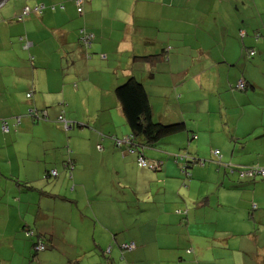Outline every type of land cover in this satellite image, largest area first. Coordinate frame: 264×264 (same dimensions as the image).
<instances>
[{"label":"crops","instance_id":"obj_1","mask_svg":"<svg viewBox=\"0 0 264 264\" xmlns=\"http://www.w3.org/2000/svg\"><path fill=\"white\" fill-rule=\"evenodd\" d=\"M39 3L45 6L41 14L30 13L21 21L14 20L23 7ZM60 4L63 8L58 7ZM50 5L57 6L51 10ZM252 10L259 18L254 24L246 18ZM81 28L94 35L89 48L79 41ZM241 30L243 37L239 35ZM247 32L253 42H258L257 49L263 52L264 0H84L81 13L74 0H21L15 9L1 6L0 252L6 249L3 245L8 241L15 252L18 244L24 252V226L51 234L52 246L56 245L54 238L60 225L55 223L58 219L55 209L62 206L57 202L71 204L77 197L69 198L54 189L64 186L72 195L78 187H84L83 159L91 152L114 156L112 172L117 177L121 171L124 177H135L132 173L136 167L135 154L116 147L111 139V136L122 138L130 133L114 92L128 76H134L144 85L157 121L181 120L187 126L189 118L181 107L188 99H195L198 108H204L207 114L215 110L213 113L221 115L220 122L224 118V125L233 129L228 141L245 140L238 154L247 156L242 165L259 164L264 168V88L251 77L245 78L246 72L239 74L232 68L240 62L241 55H247ZM24 41L30 42L27 48ZM161 52L164 56L154 64L135 58ZM239 80L244 81L245 91L236 88ZM31 109H45L48 120L34 121L28 115ZM198 112L205 114L200 109ZM60 114L73 123L72 129L65 131L56 121ZM16 117H20L19 125L14 122ZM2 119L8 121V132L1 130ZM207 123L210 124L208 118ZM191 129L194 128L191 126ZM203 129L195 118L196 138L198 133L203 134ZM207 130L212 138H217L210 126ZM256 134H260L259 137ZM185 138H189L187 133ZM222 138L225 137L221 135ZM251 140L253 142L248 143ZM173 142L174 145L163 148L177 152L183 137H175ZM224 144V154L233 157L236 145L227 141ZM163 153L147 154V157L162 160L166 176L178 177L173 154ZM66 159L72 160V169L64 166ZM196 167L192 169L193 175ZM51 169L57 171L55 180L44 178ZM106 171H111L110 166ZM226 174L224 168L217 169V179L222 180L223 186L232 184ZM236 178L235 174L232 179ZM131 180L119 182L134 185L135 178ZM244 181L243 187L238 185L232 191L236 196L229 205L233 214L225 215L226 225L216 231L218 238L213 234L216 241L209 247L211 251L222 252L224 258L219 260L226 259L229 264H258L255 259H249L247 253L255 251L259 260V253L264 249V179ZM70 184L74 185L69 188ZM211 199L206 206L195 200V208L187 210V221L199 224L200 209L219 211L223 206L219 196L216 194L215 200ZM167 205H163L165 214L170 212ZM95 229L96 224L89 238L84 237L87 231L82 239L74 240L76 246L80 243L86 251L100 253L102 257L106 247L110 255L125 250L129 241L124 237L114 239L98 230L100 238L96 239ZM199 235V230H195V236ZM162 236L172 235L164 233ZM188 236L193 242V237ZM62 237L65 242L63 233ZM180 240L176 238L175 246L159 244L163 262L177 264L190 260L200 264L205 260L206 251L202 247L192 243L193 249L183 251ZM141 251L137 245L127 250L124 253L127 263L135 264L138 259L135 255ZM171 251H177L175 258L167 254ZM191 253L192 258L188 256ZM0 261L6 263L4 259ZM19 261L23 264L24 257ZM99 263L102 264L100 260Z\"/></svg>","mask_w":264,"mask_h":264},{"label":"rangeland","instance_id":"obj_2","mask_svg":"<svg viewBox=\"0 0 264 264\" xmlns=\"http://www.w3.org/2000/svg\"><path fill=\"white\" fill-rule=\"evenodd\" d=\"M20 1L21 0H6L1 6L15 9ZM28 6L32 7V5ZM253 11L254 10L249 12L248 17H246L251 24H254L256 20L259 21V18ZM253 30L256 29L254 28ZM247 34L246 46L253 48L256 54L252 58L247 57V55H241L240 62L233 65L232 68L239 74H244L246 72L248 75L245 74V78L250 79L249 77H251L264 88V45L263 52H261L260 49H257L258 42H253L254 39L251 38V34H249V32H247ZM185 62H182L184 67H186ZM249 91L250 90H248V92ZM239 92L243 93L242 91ZM150 94L152 95V93ZM153 98H155L154 100L157 99L155 95ZM170 107L176 109L175 105L170 104ZM181 109H183L185 116L189 118L187 122L188 128L195 134L196 118V122L204 128L203 134L200 135L198 133L199 136L196 139L190 140L189 143L187 138H185L186 132L175 134L163 138L154 147L146 148L144 151L146 152V156L147 154H165L163 152L168 154L188 152L190 155L193 154L192 156L204 161L203 164L194 165L188 170V174L182 173L179 166L176 165L178 177L174 178L166 176L164 172L165 168L162 166L159 170L140 167L135 158L136 167L132 169V173L135 174V177L134 175H126L127 177H124L123 171H121L117 177L116 174L112 172L113 163L115 161L114 156L106 153L100 154L91 152L88 154L87 158L83 159L85 164L84 171L81 172V175L84 180V187H78L77 192L72 193V195L65 190L64 186L60 189L58 187L54 189V192L58 193L59 190L60 194H64L69 198L71 196L72 198L77 197L76 201L71 204L60 201L57 202L58 204H62V206H56L55 209V217L57 216L58 218L55 220V223L60 225L54 238L56 245H54L53 248L38 251L35 255V253H30V241L23 236V240L26 241V249L24 252L20 248V244L17 246L18 251L15 252V249L10 246V241H8L3 245V247L6 245V249H2L0 252V260H6L5 264H20L19 259L23 256V264H100L99 260L102 264H110L108 262L109 259H111V264H128V260L124 257V253L127 250H120L118 253L110 255L106 247L104 257H102L100 253L86 251V247H82L80 243L76 246L74 240L77 241V238L82 239L83 234L85 232L87 233V231L88 235L84 237L89 238L92 226L96 224L97 229L93 231L95 232L94 236L96 239L100 238V232L98 233V230H103L107 232L111 238L117 239L118 237H124L126 241H129L128 243L134 241L137 246L142 248V251L135 255V258H138L135 264H176L173 262H163V260H165L162 257L164 254L158 249V246L160 243H162V245L169 244L175 246L177 237L181 238L179 243L184 246L182 249L183 251L185 248L193 249L192 243H194L195 246L202 247V249L206 251L205 260L200 264L231 263L226 259L222 261L219 260L224 258L222 252H217V250L211 251L209 249L210 245L214 244V241H216L215 237H219L216 231H218L222 225H226L227 220L225 215L233 214V210L229 205L232 199L236 197L235 194L232 193L234 189H229L227 185L223 186L221 184L222 180L217 179V165L214 160L218 157L214 156L213 152L218 150L219 153H221L220 161L223 163L242 165V163L247 161V156H239L238 154L240 150H242L245 140L237 139L236 143L228 141L233 129H228L227 125H224V118L220 122L221 115H219V113H213L216 112L215 110H210L211 113L207 114L204 108H198L195 99H188L185 101ZM198 109L204 111L205 114L199 113ZM207 118L210 124L207 123ZM191 126L194 129H191ZM208 126L214 130L213 133L217 135V138L211 137L207 130ZM189 134L191 135L192 132H189ZM260 134H256V137H259L258 135ZM221 135L225 138L221 139ZM179 136L183 137V144L181 145L182 147L176 149L177 152L167 151L163 148L165 145H174V138ZM226 141L229 142V144L234 143L236 145V150H234L235 156L233 155V157H231L229 156L230 154L227 156L224 154V150L226 149L224 143ZM250 142H253V140L248 143ZM248 146L250 145L248 144ZM147 158L153 159V157L150 156ZM233 158L236 159V161L241 160V162L238 163L237 161L236 163ZM106 164L110 166V172L106 171L108 167L105 166ZM195 166L197 167L193 175L192 169ZM258 166L261 165L258 164ZM67 175L69 176L68 173ZM225 176L228 181L234 180L232 179L234 175H231L233 177ZM131 178H135L134 185L119 182L120 180L121 182H126V180L133 181ZM52 179L55 180L57 178L53 177ZM245 179L247 178H244V180ZM71 185L73 186L74 184H70L69 188ZM216 194L219 196V201L223 204V206L221 205L219 208V211L215 209L213 211L209 209H200L197 214L199 224H193L190 220L187 221V210L195 208L196 201L206 206L208 199L212 198L215 200ZM204 198H206V200H203ZM164 203H167V206L170 208L168 214L162 211ZM180 212L182 213L180 214ZM80 213L87 215L88 218H82ZM233 218L234 220L237 219L235 216H233ZM216 221L217 224H215ZM195 230H199V236H195ZM62 233L65 242L61 239L63 238ZM164 233H170L172 236H162ZM214 233H216L215 237L213 235ZM111 234L113 236H111ZM188 234L193 237V242L189 241ZM262 238L264 242V230ZM9 239L10 238H8V240ZM17 240L20 242L19 239ZM123 245L124 243H121V246ZM175 253H177V251H171L167 254H173L175 258V256H177ZM259 255V260H257V254L256 257L253 255L249 257L248 255V258L255 259L259 262L258 264H264V249ZM188 256L192 258L194 254L191 253V255ZM0 264L3 263L0 261ZM177 264H195V261L189 260L188 263L183 261L180 263L177 262Z\"/></svg>","mask_w":264,"mask_h":264},{"label":"trees","instance_id":"obj_3","mask_svg":"<svg viewBox=\"0 0 264 264\" xmlns=\"http://www.w3.org/2000/svg\"><path fill=\"white\" fill-rule=\"evenodd\" d=\"M37 5H40V4H37ZM37 5H34L30 8H33ZM55 6H57V5H55ZM42 12H43V10L41 11V13ZM41 13H37V14H41ZM20 15H21V13L18 16H20ZM18 16L15 17V20L21 21V20H17ZM81 31H84V33H89V34L91 33L89 31H87L86 29L81 28L79 31V41H80V38L82 36ZM91 34L93 35V33H91ZM239 35L241 37H243L244 32L242 30L239 31ZM93 38H94V35H93ZM93 38H92V40H93ZM92 40H91V43H92ZM24 43H25V41H24ZM80 43H81V41H80ZM246 50H247V57H249V58H251L255 54V50L251 47H246ZM251 51H253V54L249 55V53ZM161 56H164L163 52L157 53V54L144 55V56H135V58L138 60H142L144 62H149L151 64L152 63L154 64V62L158 61L161 58ZM236 88L238 90H244V91L247 89L246 85L244 86L243 89H239L237 86H236ZM114 92H115V95L119 101V105L121 107V111L123 113L125 121L129 127L130 133L127 136H130V139L126 144H120V145L116 144V142H115L116 139H122V138L127 137V136H124L122 138H117L115 136H111V139H112V141L116 147H119V148L123 147V151H126L127 153L128 152L134 153L136 155V161H137L138 165H139L138 159H143L147 163L146 166H140L139 165L140 167H148V168H152L153 170L161 169L163 161L160 159H149V158H147L146 152L144 150L146 148L154 147L163 138H166V137H169V136H172L175 134H179L182 132H186L189 135V138L187 140L188 143L191 140L190 138H193V139L196 138V135L193 133V131L188 129L186 124L181 120H179V121L178 120H176V121H165V122L155 120L153 115H152L151 105L149 103V98H148V94L145 90V87L134 76H128L126 78V80H124L122 83H120L119 85H117L115 87ZM27 96H30V94L29 95L27 94ZM31 110H34L35 114H30L28 112V115L34 121H36V120L47 121L48 120V115H47L45 109H41V110L31 109ZM60 115L62 116V114H60ZM60 115L57 116L56 121L62 125V127L65 131L72 129L74 126L72 122H70V127L68 129L64 128L63 123L58 120ZM3 120H5L7 122V125H8V121L6 119H2L1 120V130H2ZM14 122L16 125H19V123L16 122V119H14ZM8 131H9V125H8V130L3 131V132H8ZM189 132H192V134L190 135ZM180 147H182V146H180ZM180 147H178V148H180ZM192 155L193 154L190 155L188 152H185V153L179 152V154H173V161L179 166L181 172L184 174H188V170L191 169L194 165L204 163V161H202L201 159H198L197 157L192 156ZM214 156H216V155H214ZM216 157H218V158H216L214 161L217 165V169L220 167L224 168L225 173H227L226 175L228 177H231V175H235V174L237 175L236 179H234L233 181L231 180L232 184L227 185L228 187L230 186L231 189L237 188L238 185H241L243 187L246 184V183H244L245 182L244 178L250 179L251 181H254L255 179H264V175H260V174L259 175H251V176H246V175L241 176L240 175L241 173L249 171L253 167H256V166L261 167V166H258L255 164H250V165H236V164H234L233 165L231 163H223L220 161L219 151H218V156H216ZM66 160L64 162V166L67 168V170H69L68 167H70V166H72V168H73L72 160L71 159H68L67 161ZM261 168H263V167H261ZM51 170H55V169H51ZM50 171H48L44 175V178H46V177H57V171L56 170H55L56 175H54V176L50 175ZM69 173H70V171H69ZM236 182H238V184H236ZM19 186H22L23 188H29L30 187V186H27L26 184H19ZM30 188H32V187H30ZM203 200H206V198H204ZM198 203H200V202L198 201ZM22 231H23V235L27 239L30 240V246H29L31 248L30 253H33V254L35 253V255H36V253L38 251L53 248L52 243H51V240H52L51 234L41 233L31 226H24ZM38 245H42L43 249L42 250L37 249ZM135 246L136 245H134L133 242H130V243H126V247L124 246V248H125V250H132L135 248ZM187 252H189V251L187 250ZM248 255H249V257H251V255L256 257V252L253 251L251 253H248Z\"/></svg>","mask_w":264,"mask_h":264},{"label":"built area","instance_id":"obj_4","mask_svg":"<svg viewBox=\"0 0 264 264\" xmlns=\"http://www.w3.org/2000/svg\"><path fill=\"white\" fill-rule=\"evenodd\" d=\"M84 0H74V3L77 7V11L79 13L82 12V4H83ZM55 5H51L50 6V9L54 10L55 9ZM59 8H63V6L60 4L58 5ZM43 8H45V6L43 4H40V5H37L33 8H30L28 6H25L23 9H22V12H21V15L17 17V20H22L23 17H25L26 15L30 14L31 12H35V13H41V11L43 10ZM82 32V36L80 38V41H81V44L85 47V48H89L90 47V44H91V40L93 38V35L90 33H84V31H81ZM30 45V42L26 41L24 43V47L27 48L28 46ZM253 54V51H251L249 53V55H252ZM90 55L87 53V57H89ZM104 57V56H102ZM245 86V83L243 80H239L238 81V84H237V87L239 89H243ZM29 95V94H28ZM30 114H35L34 110H30L29 111ZM58 120L60 122L63 123V126L65 129H68L70 127V122L67 121L65 118H63V116H59ZM20 121V117H16V122L19 123ZM2 130L3 131H7L8 130V125H7V122L5 120H3L2 122ZM130 139V136H127V137H124L122 139H116V144L117 145H120V144H126ZM214 155L218 156V151H214L213 152ZM138 163L140 166H146L147 163L143 160V159H138ZM68 167V166H67ZM69 168H72V166H70ZM264 175V168H261V167H253L251 168L249 171L247 172H244V173H241L240 175L241 176H251V175ZM50 175L51 176H54L56 175V171L55 170H51L50 171ZM126 247V245H125ZM37 249L39 250H42L43 247L42 245H38Z\"/></svg>","mask_w":264,"mask_h":264},{"label":"water","instance_id":"obj_5","mask_svg":"<svg viewBox=\"0 0 264 264\" xmlns=\"http://www.w3.org/2000/svg\"><path fill=\"white\" fill-rule=\"evenodd\" d=\"M6 0H0V6L5 2Z\"/></svg>","mask_w":264,"mask_h":264}]
</instances>
